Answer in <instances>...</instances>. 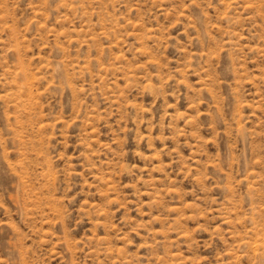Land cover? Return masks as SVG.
I'll list each match as a JSON object with an SVG mask.
<instances>
[{
	"label": "rangeland",
	"instance_id": "obj_1",
	"mask_svg": "<svg viewBox=\"0 0 264 264\" xmlns=\"http://www.w3.org/2000/svg\"><path fill=\"white\" fill-rule=\"evenodd\" d=\"M0 264H264V0H0Z\"/></svg>",
	"mask_w": 264,
	"mask_h": 264
}]
</instances>
